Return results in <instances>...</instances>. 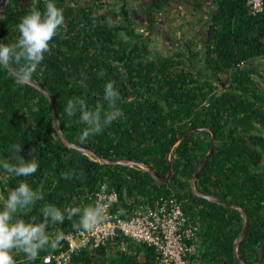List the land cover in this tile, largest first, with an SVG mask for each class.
I'll use <instances>...</instances> for the list:
<instances>
[{"label": "trees", "instance_id": "16d2710c", "mask_svg": "<svg viewBox=\"0 0 264 264\" xmlns=\"http://www.w3.org/2000/svg\"><path fill=\"white\" fill-rule=\"evenodd\" d=\"M173 1L181 0H152L148 29L140 31L125 5L114 9L113 1L99 0L77 7L76 1L54 0L63 9L64 24L50 42L51 52L45 53L43 71L38 68L33 76L51 94L59 129L70 142L109 160L145 162L162 177L168 174V149L177 136L208 128L189 134L174 147L169 181L161 183L137 165L103 164L97 156L65 145L54 128L47 97L32 85H18L12 71L0 67V161L15 163L13 157L20 155L39 164L28 177L0 169V195L6 198L20 182L28 183L43 199L17 219L40 222L46 205L61 211L93 206L95 190L104 181L119 192L114 210L175 191L198 232L199 253L192 264H241L234 244L243 231V214L191 189L193 173L209 151L214 132L215 149L195 186L202 194L246 210L249 230L237 252L245 262L255 263L264 243V12L249 15L246 0H216L205 46L192 48L188 43L183 49L153 52L147 35L156 22L154 14L164 12ZM46 2L1 4L0 44L15 43L20 20L34 9L43 13ZM109 81L120 93L117 107L123 115L81 144L78 137L86 125L79 113L69 118L64 105L83 98L89 110L98 104L107 108L104 88ZM17 143L22 145L20 154L10 148ZM73 170L82 175L62 178ZM79 218L50 224L48 234L76 231L73 223ZM121 241L128 244L126 252L105 246L82 249L70 264H157L154 248L122 237L116 242ZM61 248L63 241L31 262L23 253H14V258L17 264H47L43 257Z\"/></svg>", "mask_w": 264, "mask_h": 264}, {"label": "clouds", "instance_id": "9594fccd", "mask_svg": "<svg viewBox=\"0 0 264 264\" xmlns=\"http://www.w3.org/2000/svg\"><path fill=\"white\" fill-rule=\"evenodd\" d=\"M64 19L63 9L57 7L54 0H47L43 13L34 9L20 20L17 25L20 35L15 43L0 44V67L15 65L11 75L18 85H30L38 68L43 71L41 65L45 53L51 52L50 42L63 26ZM98 75L102 77L105 73L101 70ZM104 100L107 102V108L98 104L89 110L83 98L69 99L64 105L63 110L69 118L79 113L80 122L86 125L78 137L81 144L100 134L105 127L122 117L123 113L117 107L120 93L114 81L105 85ZM10 148L14 153L20 154L22 145L17 143L10 145ZM13 158L15 163L9 160L0 161V169L9 175L28 177L35 174L39 168L35 159L28 161L20 155ZM79 175H82V172L77 174L73 170L64 173L62 178L67 180ZM38 199H43L42 194L33 190L26 182H20L16 188L11 189L6 198L0 195V264H17L14 253H23L26 260L31 262L47 248L58 249L64 234L50 236V224H63L65 219L71 220L73 216L79 215V221L73 223V228L91 232L100 223L105 212V206L101 203L65 211L55 205H46L41 209L43 220L40 222L35 218L29 222L17 219V216L34 206Z\"/></svg>", "mask_w": 264, "mask_h": 264}, {"label": "built area", "instance_id": "2783aa9c", "mask_svg": "<svg viewBox=\"0 0 264 264\" xmlns=\"http://www.w3.org/2000/svg\"><path fill=\"white\" fill-rule=\"evenodd\" d=\"M248 14L256 16L264 12V0H246ZM119 202V192L104 181L95 190L93 206L101 203L105 212L100 223L91 232H65L64 248L47 253L43 257L47 264H70L74 253L82 249H110L118 247L128 250L125 241L118 237L155 250L157 264H192L199 253L198 232L184 209L183 200L173 191L160 194L152 202H141L130 209L114 210Z\"/></svg>", "mask_w": 264, "mask_h": 264}, {"label": "flooded vegetation", "instance_id": "af4514ba", "mask_svg": "<svg viewBox=\"0 0 264 264\" xmlns=\"http://www.w3.org/2000/svg\"><path fill=\"white\" fill-rule=\"evenodd\" d=\"M25 1V0H23ZM70 2L76 1L77 7L99 3V0H68ZM113 1L112 8L120 9L122 5L129 9V16L132 23L139 28L140 31L148 29L147 8L152 3V0H104ZM8 0H0V5L7 3ZM182 2L183 9L177 10L176 4ZM200 5V6H198ZM205 1L204 0H181L173 1L169 7L160 13H155V24L153 29L148 33L149 43L154 46L155 50L161 51L160 46L156 43L168 41L171 49L186 48L189 43L191 47L205 46L209 35L204 29L203 20L205 19ZM176 7V8H175ZM166 20H165V19ZM167 22V24H165ZM156 46V47H155ZM158 49V50H157ZM170 49V50H171Z\"/></svg>", "mask_w": 264, "mask_h": 264}, {"label": "water", "instance_id": "95a60500", "mask_svg": "<svg viewBox=\"0 0 264 264\" xmlns=\"http://www.w3.org/2000/svg\"><path fill=\"white\" fill-rule=\"evenodd\" d=\"M9 70L13 71L14 68H12V66L7 67ZM33 87H35L36 89L40 90L48 99L50 105H51V109H52V118H53V125L54 128L57 130L60 138L62 139V141L65 143V145H67L70 148H75L79 151H82L86 154L89 155H93V156H97L93 151L88 150L84 147L78 146L72 142H70L60 131L59 129V123H58V115H57V110L55 107V103L51 97V94L38 82L32 80V83L30 84ZM202 131H210L208 128L206 127H198V128H194V129H190L188 131H185L184 133L180 134L177 136V138L173 141V143L170 145L169 149H168V159H167V165L169 168L168 174L165 177H162L160 175H158L156 173V171L153 169L152 166L148 165L145 162H137L134 160H129V159H121V160H109L105 157H101V156H97L99 162L103 163V164H109V165H128V166H133V165H137L139 167H141L144 171L149 172L153 178H155L157 181L161 182V183H167L169 181L170 176L173 173V170L171 168V153L174 149V147L181 142L185 137H187L189 134L192 133H196V132H202ZM215 149V134L214 132H212V136H211V140H210V149L207 152L205 158L203 159V161L201 162V164L199 165V167L195 170V172L193 173V176L191 178V189L193 190V192L200 197H203L207 200H210L212 202H217L225 207H229L232 209H236L238 211H240L244 218H245V223H244V227H243V231L240 235V237L236 240L235 244H234V253H235V257L237 258V260L241 263V264H261L263 259H264V243L262 244L261 247V254L259 257V260L255 263H247L245 262L239 255H238V246L239 244L245 239V237L247 236L248 230H249V218H248V214L246 212V210H244V208L242 206H239L237 204H233V203H228V202H222L220 201L218 198L211 196V195H206V194H202L200 193L195 186V182H196V178L199 175V173L203 170V168L206 166L208 159L210 158V156L212 155L213 151Z\"/></svg>", "mask_w": 264, "mask_h": 264}, {"label": "crops", "instance_id": "0c3cea01", "mask_svg": "<svg viewBox=\"0 0 264 264\" xmlns=\"http://www.w3.org/2000/svg\"><path fill=\"white\" fill-rule=\"evenodd\" d=\"M204 1H205V5H204L205 11H204L203 15H205V19L203 20V25H204V29L207 32V27L209 26L210 19H211L212 15H213V11L216 8L217 1L216 0H204ZM182 4H183L182 2L176 4L177 10L181 11L183 9ZM165 24H167V22H165ZM262 62H263L262 68H263V71H264V60H262ZM115 248L118 249V247H115ZM17 263H19V261H17Z\"/></svg>", "mask_w": 264, "mask_h": 264}, {"label": "rangeland", "instance_id": "374dc122", "mask_svg": "<svg viewBox=\"0 0 264 264\" xmlns=\"http://www.w3.org/2000/svg\"><path fill=\"white\" fill-rule=\"evenodd\" d=\"M165 19V18H164ZM166 20V19H165ZM152 44H155V43H153V42H151V45H150V47L151 48H153L154 46H152ZM156 46H160V49L159 50H161L162 52H167V51H169L171 48L169 47L170 46V44L168 43V41H162V42H160V43H156ZM155 46V47H156ZM155 50V49H154ZM158 50V49H157ZM154 52V51H153Z\"/></svg>", "mask_w": 264, "mask_h": 264}]
</instances>
